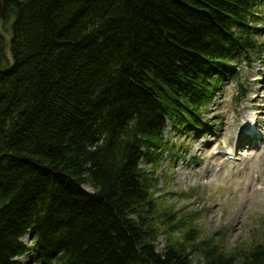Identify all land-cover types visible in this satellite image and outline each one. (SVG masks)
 I'll return each instance as SVG.
<instances>
[{"label": "trees", "instance_id": "trees-1", "mask_svg": "<svg viewBox=\"0 0 264 264\" xmlns=\"http://www.w3.org/2000/svg\"><path fill=\"white\" fill-rule=\"evenodd\" d=\"M2 1L0 264H264L259 230L230 250L156 172L167 129L201 134L224 81L247 99L259 0Z\"/></svg>", "mask_w": 264, "mask_h": 264}, {"label": "rangeland", "instance_id": "rangeland-1", "mask_svg": "<svg viewBox=\"0 0 264 264\" xmlns=\"http://www.w3.org/2000/svg\"><path fill=\"white\" fill-rule=\"evenodd\" d=\"M257 5L264 24V2ZM258 40L264 42V32ZM239 68L247 99L239 103L238 83L224 81L205 113L201 134L178 135L171 126L167 129L165 138L174 154L160 156L156 171L160 189L174 195L178 208L193 206L191 211L200 212L197 223L204 233L209 238L224 234L230 250L250 241L254 230L264 239V59L250 58ZM249 124L262 137L255 147L243 138L252 130ZM230 150L238 154L236 162L225 160ZM141 167L150 171L154 165L144 160ZM181 195L189 199L181 201ZM33 240L29 234L23 241L31 245ZM165 241L159 239V249ZM34 260L33 254L17 259L21 264Z\"/></svg>", "mask_w": 264, "mask_h": 264}, {"label": "water", "instance_id": "water-1", "mask_svg": "<svg viewBox=\"0 0 264 264\" xmlns=\"http://www.w3.org/2000/svg\"><path fill=\"white\" fill-rule=\"evenodd\" d=\"M4 4H3V1L0 0V33L2 34V36L5 38L6 40V56L7 58L12 61L13 60V55H12V52H11V48H12V39L9 35L5 34L3 31H2V28H1V24H2V21H3V16H4Z\"/></svg>", "mask_w": 264, "mask_h": 264}, {"label": "bare ground", "instance_id": "bare-ground-1", "mask_svg": "<svg viewBox=\"0 0 264 264\" xmlns=\"http://www.w3.org/2000/svg\"><path fill=\"white\" fill-rule=\"evenodd\" d=\"M5 11V10H4ZM258 122V121H257ZM250 125V128L252 129V131L256 132L253 125L252 124H249ZM258 130V129H257Z\"/></svg>", "mask_w": 264, "mask_h": 264}]
</instances>
